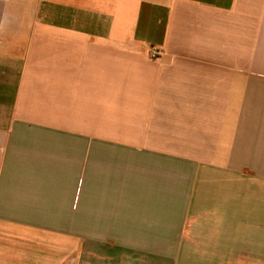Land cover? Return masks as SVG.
Returning <instances> with one entry per match:
<instances>
[{
    "label": "crops",
    "instance_id": "obj_1",
    "mask_svg": "<svg viewBox=\"0 0 264 264\" xmlns=\"http://www.w3.org/2000/svg\"><path fill=\"white\" fill-rule=\"evenodd\" d=\"M0 264H264V0H0Z\"/></svg>",
    "mask_w": 264,
    "mask_h": 264
},
{
    "label": "built area",
    "instance_id": "obj_2",
    "mask_svg": "<svg viewBox=\"0 0 264 264\" xmlns=\"http://www.w3.org/2000/svg\"><path fill=\"white\" fill-rule=\"evenodd\" d=\"M152 57H153V58H157V57H158V55H157V54H155V53H153Z\"/></svg>",
    "mask_w": 264,
    "mask_h": 264
}]
</instances>
